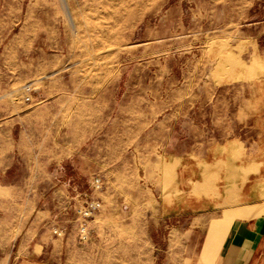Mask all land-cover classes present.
Wrapping results in <instances>:
<instances>
[{
    "label": "rangeland",
    "instance_id": "1",
    "mask_svg": "<svg viewBox=\"0 0 264 264\" xmlns=\"http://www.w3.org/2000/svg\"><path fill=\"white\" fill-rule=\"evenodd\" d=\"M2 130L34 149L8 176L19 185L0 197L2 225L53 230L59 264H159L167 228L205 208L176 211L180 164L164 158L205 182L229 141L242 147L231 161L264 162V0H0ZM37 164L50 197H25Z\"/></svg>",
    "mask_w": 264,
    "mask_h": 264
},
{
    "label": "crops",
    "instance_id": "2",
    "mask_svg": "<svg viewBox=\"0 0 264 264\" xmlns=\"http://www.w3.org/2000/svg\"><path fill=\"white\" fill-rule=\"evenodd\" d=\"M237 57L240 58L241 54ZM251 67L259 68L262 64L255 58ZM213 71H207L205 78ZM217 71L221 73L223 69L218 68ZM220 79L221 85L232 81L230 74ZM212 82L200 80L199 88L212 85ZM24 111L21 109V112ZM32 112L27 111L26 114ZM21 116L23 117V114ZM18 134L22 133L18 131ZM12 136L10 130L0 132V197H10L9 191L19 185L7 181L8 176L18 169L17 156L34 152L33 147L23 148L21 142H14ZM241 151L242 147L234 141L212 148L209 154H218L221 157L217 161L208 162V182L203 181L201 173L197 177L190 171L185 173L183 170L186 169L183 165L180 166L183 158L172 155L164 158V161H177L180 164L174 169L177 193L170 194V197H176V211H179L178 208L184 206L185 202L196 206L205 205V208L191 210L196 215L188 228H167V243L159 264H264V162L259 159L253 163L252 160L231 161V155L240 157ZM213 165L215 167H212ZM37 166L26 181L27 186H32V191H27L25 197H50L49 194L39 195L36 187L41 182L53 184L55 177L47 170L42 181H39V176L34 175L35 168L40 169V165ZM197 183H200V191L191 195L192 186ZM182 197L187 199L180 203L179 198ZM222 204L225 206L217 218L216 206ZM176 215L182 216V213ZM4 222L2 225L0 220V264H59L55 249L57 240L51 233L53 230L33 224L8 225ZM194 234H201L199 242L185 238ZM90 262L92 263L86 264H105L104 259L94 258L90 259ZM106 262L132 264V259H121L117 256L106 259Z\"/></svg>",
    "mask_w": 264,
    "mask_h": 264
},
{
    "label": "built area",
    "instance_id": "3",
    "mask_svg": "<svg viewBox=\"0 0 264 264\" xmlns=\"http://www.w3.org/2000/svg\"><path fill=\"white\" fill-rule=\"evenodd\" d=\"M94 184H95V187L96 188H99V181L98 180H95L94 181ZM99 207H100V204L98 202H96V203H94V202L89 203L87 209H85L84 212H83V216H85V217L90 216L91 213L94 210H96L97 208H99ZM82 231H83V233L86 231V226L84 224H83ZM54 232H56V231H54Z\"/></svg>",
    "mask_w": 264,
    "mask_h": 264
}]
</instances>
